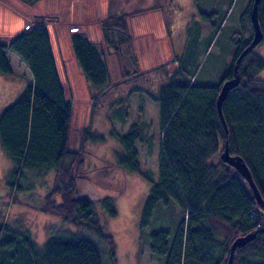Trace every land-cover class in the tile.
I'll list each match as a JSON object with an SVG mask.
<instances>
[{
	"label": "trees",
	"instance_id": "obj_1",
	"mask_svg": "<svg viewBox=\"0 0 264 264\" xmlns=\"http://www.w3.org/2000/svg\"><path fill=\"white\" fill-rule=\"evenodd\" d=\"M20 1L32 5L40 0ZM246 1L243 30L234 41L229 69L214 86L194 84L189 60L197 42L189 32L199 24L193 20L187 25V45L177 57V69L151 97L158 106L160 135L156 180L152 172L140 166L137 144L154 139L143 133L140 122L122 134L110 131L121 147L115 164L86 171V145L105 140L90 125L81 129L78 148L69 150L73 108L65 95L44 21L17 33L7 43L0 40V75L13 73L7 57L11 51L32 76V83L0 113V147L11 163L8 185L20 189L19 182L25 180L26 172L38 177L52 174V185L40 203L29 206L82 226L107 244L104 251L83 235L60 234L39 246L28 230L2 220L0 206V264H116L113 236L104 231L96 211L100 204L106 220L114 218V197L101 194L96 187L118 193L123 187L120 171L139 174L151 184L141 211L142 233L158 205H175L178 209L179 220L172 231L161 229L149 236V251L162 264H227L232 242L253 232V240L235 249L232 264H264V209L236 169L220 159L227 142L229 153L240 156L247 165L264 201V80L256 78L264 69V59L249 49L253 0ZM198 14L199 22L210 26V41L220 26L214 23L217 13L210 10ZM126 17L122 14L110 18L102 26L112 25L126 34ZM258 22L260 43H264V0L258 3ZM244 28L248 30L247 37ZM68 40L84 81L90 88L103 89L109 74L102 52L80 32L69 34ZM236 75L240 82L222 103V121L216 107L217 95L221 85ZM97 100L91 97L90 111ZM109 109L114 119L124 122L127 118L121 102L111 103Z\"/></svg>",
	"mask_w": 264,
	"mask_h": 264
},
{
	"label": "rangeland",
	"instance_id": "obj_2",
	"mask_svg": "<svg viewBox=\"0 0 264 264\" xmlns=\"http://www.w3.org/2000/svg\"><path fill=\"white\" fill-rule=\"evenodd\" d=\"M127 1L40 0L35 4L26 5L20 0H0V5L3 6L0 8V39L7 43L9 36L20 28L28 29V24L32 27L39 21H44L50 33L60 80L73 108L69 150L78 148L81 129L90 125V128L103 135L105 140L101 144L86 145L83 155L86 171L115 164V157L121 152V147L118 141L110 136V131L114 129L122 134L131 125L140 122L143 133L150 138L154 137L151 143L137 144L140 166L143 170L152 172L156 180V160L160 144L158 107L146 98L155 96L159 89L158 84L161 86L167 81H162L163 78L167 79L170 73L176 71L177 57L183 54L187 45L186 28L193 20L199 24L198 28L192 27L189 32L197 42L196 51L189 60V67L194 70V84L216 85L220 77L228 71L233 58L234 41L242 34V16L247 1L152 0L145 2L146 8L160 9L159 13L157 11L155 16L146 17L143 27L140 22L130 23L132 36H129L126 19V34L112 28V25L104 28L102 25L105 21L122 15H115L116 10L125 9L124 11L131 12L141 7L133 5L131 8H125ZM210 10L217 13L214 23H220V26L212 40L208 41L210 26L207 22H199L198 11ZM16 16H21L27 21L20 24ZM137 26V29L144 33H135ZM73 32L86 35L102 52L109 74V82L103 89L90 88L77 68L68 40L69 34ZM244 32L247 37V28H244ZM150 36L154 40L150 39ZM180 46L182 50L178 49ZM252 52L264 59V43L257 44ZM10 59L13 73L9 76L0 75V113L32 83L26 64L11 51ZM256 78L264 80V69ZM132 90L136 91L131 94ZM127 92L130 94L126 96ZM91 97L98 98L92 111ZM125 97L127 102L130 99L131 106L125 105L124 109L131 111L127 112L125 121L120 122L112 117L113 111L117 109L112 108V111L109 107L111 103L125 100ZM10 168V160L0 147V206L5 223L28 230L39 246L51 236L76 234L100 244L104 251L107 249L105 242L84 227L68 224L49 214L43 215L29 206L40 203L52 185V174L38 177L33 172H26L25 180L19 182L21 188L14 190L7 180ZM120 176L123 187L118 193L111 188L96 187L101 194L114 197V218L106 220L100 204H97L96 211L104 231L113 236L116 264H162V261L149 251V236L161 229L172 231L179 220L178 209L175 205H158L148 227L142 233L141 211L151 184L136 173L120 171ZM105 262H108L107 259Z\"/></svg>",
	"mask_w": 264,
	"mask_h": 264
},
{
	"label": "water",
	"instance_id": "obj_3",
	"mask_svg": "<svg viewBox=\"0 0 264 264\" xmlns=\"http://www.w3.org/2000/svg\"><path fill=\"white\" fill-rule=\"evenodd\" d=\"M258 3H259V0H253V5L251 7V11L249 14L250 23H251L252 29H253V35H252V40H251V44L249 46V49H253L262 40V32H261L259 22H258ZM242 56H243V54L240 55L236 61L235 71L237 70V63L241 60ZM239 82H240V78L238 75H236L234 78L226 80L221 85V88H220L218 95H217L216 107H217L218 114H219L222 121H223V116H222V111H221L222 103H223L224 99L226 98L228 92L232 88L236 87L239 84ZM220 159L224 163H226V164L230 165L231 167H233L234 169H236V171L248 183L250 189L252 190V194H253L257 204L261 208L264 209V201H263L262 197L260 196V193L257 190V187H256V185H255V183L251 177V173H250L247 165L245 164V162L243 161V159L240 156H233L229 153L227 142L225 143L224 150L220 154ZM263 230H264V228H263ZM255 236H256V233L253 232V233H249V234H246L244 236H240V237L236 238L230 246V252H229L227 264H232L235 249L244 246L246 243L253 240L255 238Z\"/></svg>",
	"mask_w": 264,
	"mask_h": 264
},
{
	"label": "crops",
	"instance_id": "obj_4",
	"mask_svg": "<svg viewBox=\"0 0 264 264\" xmlns=\"http://www.w3.org/2000/svg\"><path fill=\"white\" fill-rule=\"evenodd\" d=\"M150 1H152V0H128L125 4H124V7L125 8H131V6H133V5H140L141 7H138L137 9H133L131 12L130 11H124V10H116L115 11V15H117V14H126V23H127V28H128V33H129V36H132L131 34V29L132 28H130L131 26H130V23H133V22H136V23H139L140 22V25H141V27H143V23H145V20H146V17H150L151 18V15H153V16H155L156 15V13H157V11H158V13H159V10L160 9H154V8H152V9H149V8H146L147 7V5H145V2H150ZM1 7H3L2 5H0V8ZM6 9V8H5ZM161 14V13H160ZM20 17V18H19ZM19 17H17L16 16V19L18 20V21H20V24H23V21H27V19H24L23 17H21V16H19ZM28 26V29H19L18 31H15L13 34H11L10 36H9V39H11L13 36H15L17 33H19V32H21V31H24V30H29V29H31L32 27H31V25H27ZM47 27V26H46ZM138 28V26L134 29V32L135 33H144L143 31H141V29L140 30H138L137 29ZM133 30V29H132ZM151 33H152V31H151ZM148 35V34H147ZM1 38V37H0ZM150 39H152V40H154L151 36H150ZM1 40V39H0ZM91 41V40H90ZM70 46V45H69ZM181 48V50H182V47L180 46V47H178V49H180ZM177 49H175V51H176ZM176 54H177V52H176ZM178 55V54H177ZM7 57H8V59H9V61H10V64H12V62H11V59H10V51H8L7 52ZM104 58V57H103ZM19 60H21L20 58H19ZM28 68V67H27ZM29 70V69H28ZM13 71V70H12ZM169 76V75H168ZM32 77V76H31ZM167 79L166 78H163V80L162 81H166ZM162 81H160V82H162ZM159 86H160V83L158 84V88H159ZM133 91H136V90H132L131 91V94H132V92ZM130 94V92L128 93L127 92V94H126V96L127 95H129ZM130 99L132 98V95L129 97ZM125 100H122L121 101V106L123 107V109H124V106L125 105H127L128 107L129 106H131V101H130V99H128V102H127V100H126V97L124 98ZM146 100L147 101H151V103L152 104H154L155 102L152 100V99H150V97H147L146 98ZM158 107V106H157ZM125 110V109H124ZM131 111V109L130 110H128V111H126V112H130ZM149 125V124H148ZM43 215H46V214H44V213H42Z\"/></svg>",
	"mask_w": 264,
	"mask_h": 264
}]
</instances>
